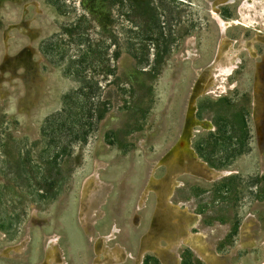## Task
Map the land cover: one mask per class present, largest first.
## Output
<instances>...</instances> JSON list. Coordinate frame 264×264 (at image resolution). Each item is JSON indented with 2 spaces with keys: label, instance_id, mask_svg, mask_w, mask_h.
Here are the masks:
<instances>
[{
  "label": "rangeland",
  "instance_id": "374dc122",
  "mask_svg": "<svg viewBox=\"0 0 264 264\" xmlns=\"http://www.w3.org/2000/svg\"><path fill=\"white\" fill-rule=\"evenodd\" d=\"M243 1L0 0V264H264V9L212 18Z\"/></svg>",
  "mask_w": 264,
  "mask_h": 264
},
{
  "label": "bare ground",
  "instance_id": "6f19581e",
  "mask_svg": "<svg viewBox=\"0 0 264 264\" xmlns=\"http://www.w3.org/2000/svg\"><path fill=\"white\" fill-rule=\"evenodd\" d=\"M257 5H260V6H262V10L264 9V0H244L243 1V3L241 4V6L239 7V10H238V13H239V20H224V19H222L218 14H217V12H216V10H217V6L215 7V12L213 11L212 12V18L215 20V22L221 27V32H222V34L224 35V33H225V31L227 30V29H229V28H231V27H233V26H235V25H239V24H241L242 26H244V27H246V28H248V27H250V26H252V24H256V23H253V19L251 18V16L250 15H248L247 14V12L246 11H244V8L245 7H249V8H255ZM224 39V38H223ZM226 39V38H225ZM222 40V39H221ZM221 43V42H220ZM216 61V60H215ZM237 65V64H236ZM231 66H232V68L235 66V63L234 64H232L231 63ZM211 67V66H210ZM209 67V68H210ZM211 69V68H210ZM209 69V70H210ZM224 69V68H223ZM231 68H229V70L228 71H225V76H229L230 75V72H231V70H230ZM208 70V69H207ZM224 71V70H223ZM223 74H224V72H223ZM197 88V87H196ZM194 91H195V89H194ZM194 99H193V97H192V99H191V102H190V105H189V115L190 114H192L194 111H195V109L197 108V106H196V103H194V101H193ZM180 145H182L183 144V141L181 140L180 141V143H179ZM154 180V177H152L151 178V182ZM145 189V188H144ZM144 192V191H143ZM146 192H147V190H146ZM146 199V198H145ZM115 230V229H114ZM113 235H114V232H113V229H112V234L111 235H108V236H106L105 238H104V241H106V243L107 242H109V241H111V239H112V237H113ZM56 241V240H55ZM145 241V240H144ZM55 244V247L56 248H54V251L56 252V255H58L59 257L60 256H64V254H63V252L58 248V246L56 245V243H54ZM144 246V245H143ZM144 248V247H143ZM159 251H161V250H163L164 249V247H161V248H157ZM124 251H125V249H124ZM126 254L128 255V258H130V259H134V257L132 256V254H129L128 252H126ZM141 254V253H140ZM62 259V258H61ZM96 264V263H95Z\"/></svg>",
  "mask_w": 264,
  "mask_h": 264
},
{
  "label": "trees",
  "instance_id": "16d2710c",
  "mask_svg": "<svg viewBox=\"0 0 264 264\" xmlns=\"http://www.w3.org/2000/svg\"><path fill=\"white\" fill-rule=\"evenodd\" d=\"M109 72H112V71H110V70H106L105 71V74L106 75H110L111 73H109ZM76 76H78V77H80V78H86V76H83V73L82 74H80V73H76L75 74ZM83 87L81 86V89H80V94H82V95H85V96H87V98L88 99H93L95 96H96V90H94V89H91V87L89 88V86H85V84H84V82H83ZM90 89L89 90V92H84V90L85 89ZM98 93V92H97ZM84 96V97H85ZM71 98V96L70 95H68L67 97H65V101H67V100H69Z\"/></svg>",
  "mask_w": 264,
  "mask_h": 264
},
{
  "label": "water",
  "instance_id": "95a60500",
  "mask_svg": "<svg viewBox=\"0 0 264 264\" xmlns=\"http://www.w3.org/2000/svg\"><path fill=\"white\" fill-rule=\"evenodd\" d=\"M217 25H218V24H217ZM218 27H219V30L221 31V27H220L219 25H218ZM206 68H207V67H206ZM206 68H205V69H206Z\"/></svg>",
  "mask_w": 264,
  "mask_h": 264
}]
</instances>
